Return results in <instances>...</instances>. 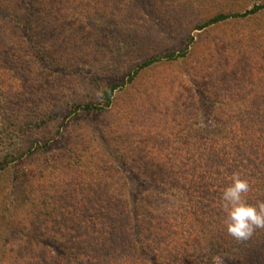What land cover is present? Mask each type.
I'll list each match as a JSON object with an SVG mask.
<instances>
[{"label": "rangeland", "instance_id": "374dc122", "mask_svg": "<svg viewBox=\"0 0 264 264\" xmlns=\"http://www.w3.org/2000/svg\"><path fill=\"white\" fill-rule=\"evenodd\" d=\"M254 5L264 0L15 1V19L0 17V157L31 145L35 154H23L25 166L12 164L0 176V264H36L26 258L33 247L19 240L35 235L50 252L47 264H59L58 258L67 264L66 243L75 240L79 252L84 235L100 244L90 250L95 260L81 264L106 258L120 264L118 258L130 257L127 244L136 231L128 225L140 201L164 206L182 221V203L158 199L160 181L176 185L188 172L204 191L208 181L197 170L227 155L221 146L227 138L220 136L243 135L225 131L236 109L264 125V7L204 24ZM113 84L108 107L78 108L99 103ZM245 127L244 134L252 135ZM28 167L25 176L37 179L39 198L60 205L54 212L39 207L35 192L21 194L20 175ZM255 187L246 202L264 203V184ZM222 194L211 196L220 203ZM98 202L110 208L105 214L113 229L104 237L90 219H106L91 208ZM223 207L199 205L196 220L213 224L206 231L211 237L176 264H264V229L247 240L226 235L219 241V233H227L216 226L227 218ZM142 257L154 256L145 249ZM162 257L156 253L155 263H171Z\"/></svg>", "mask_w": 264, "mask_h": 264}, {"label": "trees", "instance_id": "16d2710c", "mask_svg": "<svg viewBox=\"0 0 264 264\" xmlns=\"http://www.w3.org/2000/svg\"><path fill=\"white\" fill-rule=\"evenodd\" d=\"M15 1L16 0H0V17L3 16L4 19H7L9 21H13L15 19V13L18 9L15 6ZM263 7L264 5H254L251 9L246 10L240 14H217L206 21L204 24H211L213 22L225 20L230 17L251 15ZM183 52L184 51H181L180 53H170L163 57H152L147 59L143 64L150 65L153 62L159 60L174 59L176 57L182 56ZM116 88L117 85L114 84L107 86L102 92L101 101L99 103H85L78 106V108L85 112L103 110L110 105L112 94ZM239 111L241 112L240 108L236 109V112L238 113L237 117L234 119L233 115V117H231V121L225 123V125L227 126L225 131H232L233 128L235 132L241 133L243 135L239 138L221 135L220 137H222L224 140L227 138L226 142L227 145H229V149L227 148V145L225 143V145L221 144L222 151L227 155L222 154L217 156V161L210 164L206 170L203 169L201 171V169L198 167L199 170L197 171L200 173H198L197 176H203L206 181H208H205L206 187H204V191L200 190V188H202L200 187L201 183L194 181V179H196L195 177H193V179H189L190 173L188 172H186V176L184 177L185 182L178 181L175 183L176 185H173L172 183H166V181L161 180L160 184L157 185L156 191L159 194L158 199L163 198L164 200H172L173 202L182 203L181 209L184 210V213L181 215V222H177V220L174 219L172 213L167 212L166 209L165 211L162 208L164 206H161L159 204L150 206L142 203V201L134 203L133 207L135 210V220H133L134 222L132 221V223H129L128 226H131L136 231V235L132 240H129L127 244L131 252L129 255V259L118 258V262L120 264H156V259L154 258L156 253L163 254V256L165 257H162V259H169V261L171 262L170 264H176L175 262H178V259L179 261H182V259L184 258L183 256H185L186 259L188 255H191L192 252L196 250L195 244H200L204 240H207L209 237H211L206 231L210 230L213 224H211V222L207 219L208 222L205 221L207 224H203L201 226L196 220L199 216V214H197V212L199 211V205L208 208H218L221 205L225 206L224 202L217 203L213 199V196H211V193L219 191L223 192L224 189L231 183L233 174H239L241 179L247 180L250 185V190H252L251 188L257 189L258 187L255 186L258 184H264V168H261L258 164L260 161L264 162V125H262V122H259L255 118L246 119V117L242 116L241 114L239 116ZM233 112L235 113V111ZM248 124L252 129V135L244 134L246 133V131L244 130L246 129L245 126H248ZM32 148V145L27 148L22 147L17 151H13L11 153L7 152L2 155L0 157V176H2V174H4L6 170L8 171V167H10V165L12 164H15L14 166L24 165V161L27 160H25V156L23 154L26 155V153L31 152ZM227 149L229 150L230 155H228ZM29 154L33 155L35 153ZM187 156L188 161L197 159V157L194 156ZM204 162V159L201 157L197 160V163L199 164H203ZM30 168L31 167H28V169L23 172V175H20L19 181H21V194L24 195L25 189H28L30 194H32L31 192H35L38 195L39 207H42L43 210H45V208H51V212H54L56 206L60 205L54 202H48V205L47 202H43V200L39 198L40 191H38L37 187L40 184L37 183V179L31 180L27 176H25L28 174V170ZM251 195L252 192H249L248 194H246V198L251 197ZM114 205L117 209L118 205ZM91 208L98 211V213L106 215V219H98V215H90V219L93 223L92 225L94 226V229L99 228L101 230L100 236L104 237L108 229H113V226L110 225L108 221L111 220V218L108 219V215L105 214V212L109 213L108 209L110 208L108 204L100 202L94 203ZM47 218L49 219V217ZM147 218L149 220L145 221V219ZM225 220H220L217 223V230L222 231V227L225 226ZM124 224L126 226V223ZM219 234L220 236H218V238L220 239V242L223 239L228 238L226 236L228 235L227 233ZM92 237L87 235L81 236L79 245L84 246L85 248L82 247V250L76 253L74 252L76 245L75 240L71 241L70 239L66 243L69 247L68 252L69 254H71V256L67 257V259L65 258V260H68L67 264H81L84 261L93 262L95 260V257L93 256L95 254L90 252V250H93L100 243L97 242V239H94L98 237H94V235ZM24 238H21L19 240L23 243L29 244L34 249V252H31V255L27 256L26 258L36 261V264H47L46 261H50V259H52L51 255L49 254L50 252L45 249L42 250V248L39 246L38 235H35L34 237L28 236ZM59 240H61V237H59ZM145 249L151 250L154 256L149 257L148 261H146L142 257ZM120 256L124 255L121 254ZM181 256L183 258H180ZM62 260L63 258H58L57 262H59L60 264ZM104 260L105 264H116L113 259L106 258Z\"/></svg>", "mask_w": 264, "mask_h": 264}, {"label": "clouds", "instance_id": "9594fccd", "mask_svg": "<svg viewBox=\"0 0 264 264\" xmlns=\"http://www.w3.org/2000/svg\"><path fill=\"white\" fill-rule=\"evenodd\" d=\"M249 182L233 174L231 183L224 189L222 200L227 218L224 221L227 234L236 240H247L256 229H264V203L252 205L246 202Z\"/></svg>", "mask_w": 264, "mask_h": 264}]
</instances>
